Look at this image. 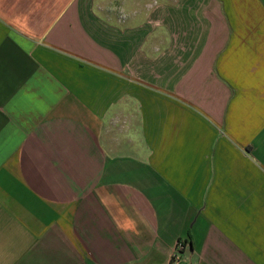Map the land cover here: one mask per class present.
Here are the masks:
<instances>
[{"label": "crops", "instance_id": "crops-1", "mask_svg": "<svg viewBox=\"0 0 264 264\" xmlns=\"http://www.w3.org/2000/svg\"><path fill=\"white\" fill-rule=\"evenodd\" d=\"M0 264H264V0H0Z\"/></svg>", "mask_w": 264, "mask_h": 264}, {"label": "built area", "instance_id": "built-area-1", "mask_svg": "<svg viewBox=\"0 0 264 264\" xmlns=\"http://www.w3.org/2000/svg\"><path fill=\"white\" fill-rule=\"evenodd\" d=\"M185 242L183 240H179L177 242V251L180 252V250H182L183 246H184Z\"/></svg>", "mask_w": 264, "mask_h": 264}]
</instances>
